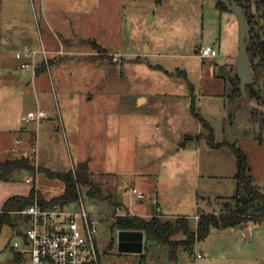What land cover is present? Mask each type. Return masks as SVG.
<instances>
[{
  "label": "rangeland",
  "instance_id": "374dc122",
  "mask_svg": "<svg viewBox=\"0 0 264 264\" xmlns=\"http://www.w3.org/2000/svg\"><path fill=\"white\" fill-rule=\"evenodd\" d=\"M218 1L101 0L100 6L98 0H42L40 10L31 0H0V160L17 155L13 146L29 148L32 142L37 152L28 157L36 169L84 170L81 178L110 193L120 211L149 218L157 206L162 220L186 215L190 229L197 214L219 211L234 193L232 146L246 154L253 181L264 192V144L258 146L259 123L252 118L264 102L232 95L236 70L227 63L239 44V26ZM256 20L263 37L264 16ZM22 23L34 25L36 47L41 37L56 48L45 47L50 66L34 77L19 68L15 52L22 44L2 33ZM59 38L63 52L55 54ZM208 44L218 54L201 57L199 48ZM254 88L263 98L264 77ZM192 99L194 111L212 126L217 148L199 136L206 130L193 114ZM39 108L45 116L27 120V112ZM260 133L264 136V127ZM84 160L88 168L81 169ZM32 186L47 199L64 190L61 179L44 171H21L0 181V208L7 195ZM76 186L79 199L65 207L76 209L81 200L100 218L95 239L105 264H264V219L212 227L193 248L144 238L141 253L119 252L118 230L109 219L119 210L109 199L87 194L84 183ZM16 226L0 230V264H29L16 259L25 247L23 216Z\"/></svg>",
  "mask_w": 264,
  "mask_h": 264
},
{
  "label": "trees",
  "instance_id": "16d2710c",
  "mask_svg": "<svg viewBox=\"0 0 264 264\" xmlns=\"http://www.w3.org/2000/svg\"><path fill=\"white\" fill-rule=\"evenodd\" d=\"M243 10L247 24L246 46L250 59V66L254 81L246 86L247 94L254 95L259 101L264 102V95L260 96V90L254 88L259 77H264V36L262 37L258 28L254 27L259 17L264 16V0H233ZM252 4H255L256 10H253ZM220 9H227L225 4L220 0L217 2ZM264 34V33H263ZM97 48H101L95 44ZM44 69L43 67L40 68ZM39 71V70H38ZM232 95L240 94L239 78L236 74L231 79ZM258 101V102H259ZM194 99H192L193 114L201 121L206 133L200 135L206 138L207 143L211 147H218L220 143L213 139V128L198 113L194 111ZM252 118L259 123L258 138H261L260 130L264 127V108H254L252 110ZM233 153L236 158V171L234 178L236 180L235 194L223 202L219 211L202 212L197 214L198 219L194 229H190L188 218L186 215H178L173 221L162 220L158 214H153L149 218L131 213L126 209L124 214L109 216L112 229H129L141 230L144 238L147 240H155L159 243L168 244L170 247L176 248L182 245L185 249L193 248L194 244L204 239L212 227L234 226L238 223L252 220L258 222L264 219V192L254 183L253 177L249 172L247 156L239 147L232 146ZM25 171L34 173L36 171H44L49 177L59 178L64 182V190L57 196L50 199L45 198L41 192L32 186L27 194H13L7 197L0 208V230L5 224L16 226V218L19 214L17 210L25 208L27 205L37 200L42 206H52L63 202H69L78 199L79 190L77 183H84L87 186V194L96 198H107L116 207L119 203L113 201L110 193H104L103 189L93 184L86 178H81V174L85 171L78 170L73 173L70 170H53L50 168H40L28 156H9L0 160V181H8L13 179L17 173ZM78 177V178H77ZM17 227V226H16ZM182 233L185 238H174L175 235ZM16 259L20 260V254H16Z\"/></svg>",
  "mask_w": 264,
  "mask_h": 264
},
{
  "label": "built area",
  "instance_id": "2783aa9c",
  "mask_svg": "<svg viewBox=\"0 0 264 264\" xmlns=\"http://www.w3.org/2000/svg\"><path fill=\"white\" fill-rule=\"evenodd\" d=\"M198 51L201 57L217 54V49L209 44L201 46ZM62 52L59 49L55 54ZM15 57L19 60V68L28 69L32 77L36 76L40 68L50 66L51 56L43 44L39 49L22 46L16 50ZM44 116L45 111L41 108L27 112V120L40 121ZM20 142L21 138H17L16 143ZM11 151L17 156H32V153L37 152V146L31 142L29 148L13 146ZM26 181H30V178L27 177ZM132 191L138 198L144 197L141 189L132 187ZM65 205L62 202L45 207L34 200L16 211L27 222L23 238L25 247L19 251L20 260H27L29 264H105L95 239L100 218L89 212L81 200L76 209H68ZM117 210L110 216L125 213L120 211L119 206ZM195 219L197 221L198 215ZM13 245L16 249L19 242L14 241ZM195 256L200 257L201 253L196 252Z\"/></svg>",
  "mask_w": 264,
  "mask_h": 264
},
{
  "label": "water",
  "instance_id": "95a60500",
  "mask_svg": "<svg viewBox=\"0 0 264 264\" xmlns=\"http://www.w3.org/2000/svg\"><path fill=\"white\" fill-rule=\"evenodd\" d=\"M226 8L233 12L238 20L239 26V44L238 51L235 55L236 74L239 78V89L243 96L247 94L246 86L254 81L249 54L246 46L247 24L245 14L242 8L233 0H221ZM255 10V4H252ZM59 129V127H57ZM78 167L81 169L88 168V160L80 161ZM62 204V202H61ZM118 251L119 252H135L143 251L144 234L141 230L119 229L117 231ZM175 253L173 248L172 250ZM176 257V256H175Z\"/></svg>",
  "mask_w": 264,
  "mask_h": 264
},
{
  "label": "crops",
  "instance_id": "0c3cea01",
  "mask_svg": "<svg viewBox=\"0 0 264 264\" xmlns=\"http://www.w3.org/2000/svg\"><path fill=\"white\" fill-rule=\"evenodd\" d=\"M34 4H37L39 9L41 10L42 8V0H31ZM98 4L101 6V0H98ZM39 16L37 17L36 19V30H38L37 32H39V34L41 33V30H40V27H39ZM45 23L47 24V26L49 27V29H52L51 27V23L48 22L47 20H45ZM35 31V28H34V25L33 24H26V23H22L20 25V27H18L17 29L15 30H12V29H9V28H3L2 29V33L3 35L9 40V41H14V40H17L20 42V44H22V46H29V47H32V48H35V49H39L41 47V44H43L46 48L48 49H56L55 47H52V46H47L46 44H44L42 38L40 37V47H36L35 46V43L33 44V35H34V32ZM62 37V36H61ZM94 39H97L100 43V45H102L103 47L105 46L104 43L97 37L95 36ZM60 40V44H59V48H63L64 47V44L62 43V40L61 38H59ZM214 46V45H213ZM106 47V46H105ZM148 47V45H147ZM215 47V46H214ZM149 48V47H148ZM216 48V47H215ZM237 51H238V45L235 49L232 48V50L230 51V59H229V62L227 63L228 64V69L230 68L231 66V63H234V67H235V63H236V59H235V55L237 54ZM217 54H218V50H217ZM216 54V55H217ZM216 55H213V56H216ZM206 57V56H204ZM236 70V68H235ZM18 70H14V73H17ZM264 144V136H262L259 140V143H258V146L261 147L262 145ZM211 148H217V147H211ZM249 172H251V169H250V166H249ZM234 176V174H233ZM233 183H234V193L231 194L230 196H233L235 194V190H236V180L233 179ZM29 190H27L26 192H23V193H12L11 195L13 194H27ZM11 195H7V197L11 196ZM5 197V199L7 198ZM4 199V200H5ZM3 200V202H4ZM155 202L156 204H158V201H156L155 199ZM153 214H158L160 216L161 214V211L159 210V208L157 206L154 207V209L150 212V216H152ZM161 218V216H160ZM162 219V218H161ZM197 222V221H196Z\"/></svg>",
  "mask_w": 264,
  "mask_h": 264
},
{
  "label": "flooded vegetation",
  "instance_id": "af4514ba",
  "mask_svg": "<svg viewBox=\"0 0 264 264\" xmlns=\"http://www.w3.org/2000/svg\"><path fill=\"white\" fill-rule=\"evenodd\" d=\"M110 264V263H109Z\"/></svg>",
  "mask_w": 264,
  "mask_h": 264
}]
</instances>
